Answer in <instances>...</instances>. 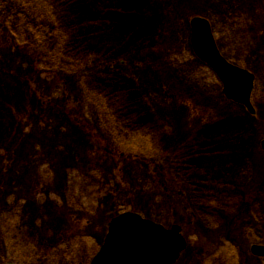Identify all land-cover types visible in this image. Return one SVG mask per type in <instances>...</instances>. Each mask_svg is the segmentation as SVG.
I'll use <instances>...</instances> for the list:
<instances>
[{
	"label": "rangeland",
	"instance_id": "374dc122",
	"mask_svg": "<svg viewBox=\"0 0 264 264\" xmlns=\"http://www.w3.org/2000/svg\"><path fill=\"white\" fill-rule=\"evenodd\" d=\"M150 2L161 22L158 27L153 15L157 33L148 43L116 61L90 64L75 77L39 69L34 49L20 48L0 33V260L8 259L6 264H91L111 220L126 212L168 228L182 225L189 248L178 264H264L251 253L253 245H264V0ZM195 17L210 21L226 59L256 75V116L227 101L219 80L195 56ZM112 73L134 81L140 96L130 100L125 82L126 106H143L145 98L149 112L141 107L140 117L153 116L151 125L167 129L162 137L189 142L198 129L211 124L216 130L227 118L250 125L235 144L221 139L214 148L224 151L218 157L189 161L216 167L213 180L220 184L213 181L205 200L193 201L170 165L128 148L133 132L150 128L123 121L121 108L110 101L96 105L85 98L84 74ZM105 117L111 125L136 129L118 130L120 144ZM148 137L152 144L163 141ZM175 150L178 162L182 152Z\"/></svg>",
	"mask_w": 264,
	"mask_h": 264
},
{
	"label": "trees",
	"instance_id": "16d2710c",
	"mask_svg": "<svg viewBox=\"0 0 264 264\" xmlns=\"http://www.w3.org/2000/svg\"><path fill=\"white\" fill-rule=\"evenodd\" d=\"M150 1L0 0V33L7 35L20 48L34 49L39 58L37 63L39 69L65 78L75 77L84 72L90 64L116 61L132 51L133 47L148 43L157 33L152 31L156 26L152 22L153 15L158 16V27L161 22L158 9L153 7ZM154 21L157 22L156 18ZM125 82L130 85V100H132L131 97L139 98V90L134 81L128 80L124 75L114 73L105 77L84 74L81 80V90L91 103L97 105L96 102L99 101L100 104L105 105L110 101L113 106L121 108L118 113H121L119 118H123V121L129 120L133 125L138 124L145 129L150 128L151 131H143L140 127L139 131H135L139 133L133 132L132 138L128 140V148L132 151L139 150L137 153L141 158L159 159L166 166L170 165L173 173L188 185V191L193 196L192 200L197 201L198 198L205 200L204 195H207L208 190L215 186L213 183L220 184L219 181L213 180V177L217 175L216 167L214 164L206 166L208 163L199 165V163L189 161L193 156H205L206 158L211 154L213 156L206 158H209V161L218 157L217 155L224 151H220L221 147L217 150L214 148L222 145L224 137H230L226 143L235 144V140H239L244 130H247L250 125L246 128L242 120L233 121L227 118L219 124L216 130H211V124L198 129L189 142H187L188 139L182 142L181 138L174 141L172 136L162 137L167 129L151 125L153 116L151 118L140 117V108L147 110L145 98H141L143 106L138 102L126 106L129 101L125 98V93H127ZM100 89L106 93H97ZM111 113L113 116L110 118H115V111ZM105 120L106 126L121 144L118 130H122L123 126L111 125L106 117ZM124 126L127 130L134 127L127 123ZM229 132L234 133L229 135ZM148 134L154 138L161 136L163 139L161 145L160 142L152 144L153 138H146ZM198 138L202 141L196 142ZM196 143L199 147H197V152L196 149H184L187 145L193 147ZM171 146H174L172 152L169 151ZM223 147L226 148V146ZM176 148H180L182 152L178 157V162L175 153L179 150H175ZM174 157L175 161L171 165ZM211 198L209 196V201ZM30 245L26 251L31 258L32 247ZM8 262V259L0 260L3 264ZM27 263L33 264L30 260Z\"/></svg>",
	"mask_w": 264,
	"mask_h": 264
},
{
	"label": "water",
	"instance_id": "95a60500",
	"mask_svg": "<svg viewBox=\"0 0 264 264\" xmlns=\"http://www.w3.org/2000/svg\"><path fill=\"white\" fill-rule=\"evenodd\" d=\"M190 27L194 54L219 78L227 99L256 115L252 104L255 75L222 56L207 19L193 18ZM261 147L264 150V140ZM187 248L182 226L168 229L137 213L127 212L113 218L104 245L91 264H176ZM251 252L264 258L262 245H254Z\"/></svg>",
	"mask_w": 264,
	"mask_h": 264
},
{
	"label": "flooded vegetation",
	"instance_id": "af4514ba",
	"mask_svg": "<svg viewBox=\"0 0 264 264\" xmlns=\"http://www.w3.org/2000/svg\"><path fill=\"white\" fill-rule=\"evenodd\" d=\"M180 261V260H179ZM179 261L176 263V264H178L179 263ZM232 261V260H231ZM255 261H260V260H255ZM210 261L209 260H202L201 261V264H207V263H209ZM211 264H224V262H223V260H221V262H220V260H211Z\"/></svg>",
	"mask_w": 264,
	"mask_h": 264
}]
</instances>
